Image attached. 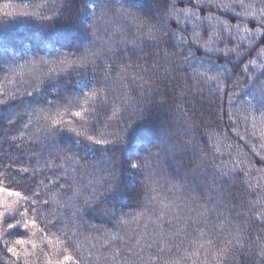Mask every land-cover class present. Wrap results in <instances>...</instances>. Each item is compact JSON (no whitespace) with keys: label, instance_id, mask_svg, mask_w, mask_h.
<instances>
[{"label":"clouds","instance_id":"obj_1","mask_svg":"<svg viewBox=\"0 0 264 264\" xmlns=\"http://www.w3.org/2000/svg\"><path fill=\"white\" fill-rule=\"evenodd\" d=\"M27 4L0 24V264L45 237L75 264H264V0Z\"/></svg>","mask_w":264,"mask_h":264},{"label":"snow or ice","instance_id":"obj_2","mask_svg":"<svg viewBox=\"0 0 264 264\" xmlns=\"http://www.w3.org/2000/svg\"><path fill=\"white\" fill-rule=\"evenodd\" d=\"M232 0H226L227 4H231ZM241 3H243V0H240ZM185 14L190 15L191 14V9L189 7H183L181 9ZM27 14H33L36 15L38 14L36 11H33L31 13L25 12L24 15ZM174 15L176 14L175 12L173 13ZM248 15H251L253 13L249 12L247 13ZM225 24L227 22L225 21ZM241 32H247L248 28L247 25H244L241 29ZM243 38V37H242ZM68 63H71L70 61ZM259 67H264V65H259ZM93 96L95 95L94 93L92 94ZM77 115H80V113H77ZM54 123H58V121H54ZM262 137H264V131L260 133ZM101 143L103 141H100ZM245 164H248V169H252V165L248 163L247 161L243 162ZM249 178L252 182V187L254 188H259L261 191H264V173H255L252 174L251 171L249 172ZM19 203L18 199L14 198H9L7 192H5L4 195L0 196V222L3 221V218L6 214L11 213L15 211L17 205ZM135 220H139V216L134 217ZM19 222V221H18ZM33 224V221L30 219H26L24 222V227L26 228H31ZM9 228L14 227L13 224L9 223L8 224ZM33 235L35 234L36 229L31 228ZM4 232L3 229L0 228V236H3ZM47 242V245L52 248V251H45L43 248L40 249V252L43 253V257L46 260V264H66V262L72 261L74 257L67 251V249H63V255H61V250H62V241L59 240V238H55L53 240V237H45L44 241L41 243ZM232 241H235L237 244L242 243L239 238L238 234H232V240L229 241L231 243ZM198 245L201 247L204 244L211 243V241H198ZM37 240L34 239H17L14 242L7 244L6 245V252L9 257H11L13 264H18L19 261L23 260V264H35V262L32 260V257L36 256V250H37ZM194 251L198 252V249H194ZM228 252V248L225 247L222 251L217 252V255H226ZM217 264H221L220 261L217 262Z\"/></svg>","mask_w":264,"mask_h":264},{"label":"trees","instance_id":"obj_3","mask_svg":"<svg viewBox=\"0 0 264 264\" xmlns=\"http://www.w3.org/2000/svg\"><path fill=\"white\" fill-rule=\"evenodd\" d=\"M33 11L36 10L28 6L27 0H0V24H7L9 21L24 19L25 12L31 13ZM256 166L260 167L259 164ZM9 231L14 232L16 235L22 233V230L20 229H10ZM53 240H55L54 237ZM45 244L47 245L46 241L41 243L39 240H37L38 247L36 250V256L32 257V260L35 262V264H46L45 258L41 257L40 249L43 248L45 251L51 252L52 248L48 245L45 247ZM68 254L71 255L70 252ZM18 264H23V260L19 261ZM66 264H75V259L66 262Z\"/></svg>","mask_w":264,"mask_h":264}]
</instances>
